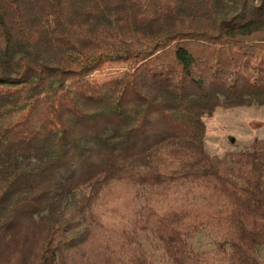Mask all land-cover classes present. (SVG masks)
Masks as SVG:
<instances>
[{
  "label": "trees",
  "instance_id": "obj_1",
  "mask_svg": "<svg viewBox=\"0 0 264 264\" xmlns=\"http://www.w3.org/2000/svg\"><path fill=\"white\" fill-rule=\"evenodd\" d=\"M253 105L264 0H0V264H264V140L206 150Z\"/></svg>",
  "mask_w": 264,
  "mask_h": 264
},
{
  "label": "rangeland",
  "instance_id": "obj_2",
  "mask_svg": "<svg viewBox=\"0 0 264 264\" xmlns=\"http://www.w3.org/2000/svg\"><path fill=\"white\" fill-rule=\"evenodd\" d=\"M121 64H108L93 74L99 81L122 72ZM206 150L211 155L224 156L229 152L244 151L255 140H264V105L218 108L206 118ZM224 238L219 231L202 228L191 240L194 250L207 261L224 256ZM143 249L154 264H172L156 240L145 241ZM263 253V252H262Z\"/></svg>",
  "mask_w": 264,
  "mask_h": 264
}]
</instances>
